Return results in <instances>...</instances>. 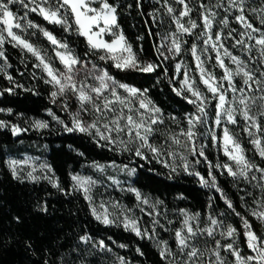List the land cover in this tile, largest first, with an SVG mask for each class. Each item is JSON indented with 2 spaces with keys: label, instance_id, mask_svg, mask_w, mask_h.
<instances>
[{
  "label": "snow or ice",
  "instance_id": "obj_1",
  "mask_svg": "<svg viewBox=\"0 0 264 264\" xmlns=\"http://www.w3.org/2000/svg\"><path fill=\"white\" fill-rule=\"evenodd\" d=\"M140 3L141 0H136L137 8ZM157 3L159 7L149 15L154 25H163L156 33L158 40L154 44L158 62L143 60L133 51L118 23L119 5L116 0H0V59H7L4 55L6 43L35 57L37 62L33 67L45 74L44 83L52 89L49 94L51 102L57 104L59 101L60 108L69 113L70 124L51 109L47 110V114L66 132L85 134L99 147L129 153L141 160L156 159L174 173L177 167H181L187 174L198 177L203 187L219 193L228 211H215L210 198L207 208L211 210L203 213V219L200 212L178 209V227L168 229L161 219L169 225L176 221L167 219V210L161 208L163 201L150 200L136 188L129 187L126 190L134 193L139 201L137 208L150 217L151 226L142 227L140 217L131 214L133 209L111 198L105 200L102 194H93L94 189L103 183L99 179L79 173L70 174L73 183L65 189L46 162L37 164L31 158L10 159L7 167L12 178L20 183L35 184L45 180L65 196L79 193L96 221L106 226L119 223L137 237L154 241L164 264H264V234L258 236L248 219L251 216L264 224V168L249 158L238 134L228 127L239 126L250 138L249 143L259 157L264 159V127L261 124L264 121V0H157ZM15 6L19 8L14 10ZM126 7L131 8L132 5ZM20 9H23L22 14ZM30 13L38 14L67 33L75 32L83 37L88 46L83 57L66 40L58 39L51 31L30 20ZM161 15L169 18L167 24ZM37 31L53 46L54 58L62 67H55L53 57L31 42L30 37L35 36ZM149 34H152L151 29ZM185 36L194 37L187 51L193 57L196 74L193 75L182 60H176L173 75L169 77L164 62L175 60L185 51L184 45L188 44ZM213 54L214 67L222 72L219 77L214 69L205 66L212 63ZM109 63L121 72L149 74L162 69L175 95L193 106L194 111L183 114L186 127H179L182 121L177 116H166L163 109L148 96L147 89L117 80L104 66ZM3 71L4 68L0 67V72ZM6 78L14 87L3 89L0 95L13 93L15 87L23 88V85L15 83L11 75ZM70 101L76 104L72 111H69ZM212 101H215V114L209 126L208 109ZM5 111L11 114L12 110L0 108V112ZM166 120L176 125L178 130H173ZM198 125L208 130L213 144H221L222 153L227 157L226 162L207 164V178L194 170L200 160L195 159L190 164L183 154L187 151L193 157H202L207 161L205 146H196ZM31 127L43 130L49 127V123L34 120ZM0 128H10L14 136L28 131L3 120H0ZM215 129L220 130V136L216 135ZM157 136L163 138L162 143H156ZM177 160L181 162L179 165ZM91 166L100 173H104L105 167H118L114 161L107 166L93 162ZM213 168L222 170L221 175L226 173L231 177L237 191L243 193L239 197L243 214L236 210L233 201L219 187ZM122 171L132 175L136 169L123 165ZM107 179L113 185L121 184L115 177L108 176ZM241 184L257 190V194L241 187ZM248 197L252 198L251 205ZM35 210L48 213L47 200H38ZM229 216L239 218L251 255L241 254L237 243L240 233L229 222ZM13 219L20 222L19 216ZM157 228L171 231L175 248L168 240L159 237ZM81 243L104 252L112 251L104 240L96 241L85 232L78 237L77 245L70 249L76 256L71 264H87V256L78 250ZM136 251L143 255L139 248ZM61 261L63 264L62 257ZM44 264L48 261L45 260ZM113 264L128 262L124 257L117 256Z\"/></svg>",
  "mask_w": 264,
  "mask_h": 264
},
{
  "label": "trees",
  "instance_id": "obj_2",
  "mask_svg": "<svg viewBox=\"0 0 264 264\" xmlns=\"http://www.w3.org/2000/svg\"><path fill=\"white\" fill-rule=\"evenodd\" d=\"M116 3L119 5L118 23L133 49L143 60L158 62L154 44L158 40L156 33L163 28V25H154L149 15L159 7L157 0H141L139 8L136 6V0H116ZM128 4L132 7L127 8ZM16 8L15 6L14 10ZM163 17L164 15H161L162 19ZM29 18L61 40H66L81 57L88 50L84 38L75 32L67 33L58 25L49 24L35 13H30ZM30 38L54 56L53 46L40 32L37 31L36 35ZM184 39L188 44L184 45L183 54L194 68L193 57L187 51L194 37L185 36ZM4 55L7 59H0L2 64L0 67L4 68V71L0 72V91L14 87L6 78L7 75H11L15 83L23 85V88L15 87L13 93L5 92L0 95V108L12 110L11 114L0 112V120L18 121L20 116H37L49 120L51 127L43 130L30 129L19 136H14L10 128H0V264H44L45 260L48 264H62L61 257L63 264H71L76 256L70 252V249L77 245L78 237L85 232L96 241L104 240L112 249L111 252H104L91 245L79 244V253L87 256V264H113L117 256L126 257L139 264H164L159 256V249L153 241L141 239L120 225L106 226L96 221L79 193L65 196L45 180L35 184L14 180L7 167L10 154L32 153L47 157L60 185L65 189L73 183L70 174L76 171L98 176L100 172L91 166L93 162L108 164L114 161L119 165L128 164L136 169L134 174L129 175L134 184L143 191L163 199L172 208L189 207L203 214L206 210H211L207 206L212 198L215 211H228L219 193L214 189L203 187L196 176L184 171L174 173L155 159L141 160L128 153H118L99 147L85 134L66 132L61 124L47 114V110L51 109L65 123L70 124L67 114L51 102L49 94L52 89L44 83L45 74L33 67L37 62L35 57L7 43L4 45ZM174 63V60L164 62L169 77L173 75ZM104 66L108 67L110 73L118 79L147 89L149 95L164 111L180 116L185 112L194 111L192 105L175 95L162 69L145 74L134 71L121 72L111 67L110 63ZM212 68L218 76L222 74L219 68H215L214 65ZM233 131L238 134L251 159L264 167V159L259 157L254 146L249 143L247 134L241 128ZM204 151L208 159L205 161L202 158L205 163L200 164L199 169L207 178L209 172L207 164L210 162L215 165V157L207 148H204ZM221 171L212 169L219 187L233 201L236 210L243 214L244 208L239 199L243 193L238 192L233 179L226 173L221 175ZM240 186L242 187L243 184ZM44 199L48 202V213L35 210L36 202ZM15 216L20 217L19 223L13 219ZM248 219L252 223L253 231L259 235L260 223L251 216ZM229 220L239 229L247 247L239 218L229 216ZM29 244L31 247H28ZM121 244L127 247H119ZM137 248L143 255L136 251Z\"/></svg>",
  "mask_w": 264,
  "mask_h": 264
},
{
  "label": "rangeland",
  "instance_id": "obj_3",
  "mask_svg": "<svg viewBox=\"0 0 264 264\" xmlns=\"http://www.w3.org/2000/svg\"><path fill=\"white\" fill-rule=\"evenodd\" d=\"M17 8H19V6H16ZM20 13L22 14L23 13V9H20ZM30 20H32L31 18H29ZM163 20L165 22V24H167L169 22V18L164 15L163 17ZM33 21V20H32ZM34 22V21H33ZM36 23V22H35ZM37 24V23H36ZM233 27H237V25H233ZM31 31V30H30ZM54 34V33H53ZM26 35V34H25ZM55 35V34H54ZM125 35V33H124ZM56 36V35H55ZM126 36V35H125ZM57 37V36H56ZM58 38V37H57ZM127 38V37H126ZM60 39V38H58ZM105 39H109V37L105 36ZM61 40V39H60ZM128 40V39H127ZM63 41V40H62ZM33 42V41H31ZM129 42V41H128ZM34 43V42H33ZM130 43V42H129ZM37 47L43 49L41 46H39L38 44L34 43ZM70 46V45H69ZM133 48V47H132ZM45 50V49H44ZM47 51V50H46ZM134 52H136L134 49H133ZM137 53V52H136ZM185 53V52H183ZM181 54L180 56L176 57L174 62H176V60H182L184 62L185 65L188 66L189 70L192 72L193 75H195V70H193L194 68L189 64V62L186 60V56L185 54ZM47 54L49 57H53V62H54V66L55 67H62L58 60H55L54 56L51 55L49 53V51H47ZM138 54V53H137ZM141 58V57H140ZM142 59V58H141ZM150 61V60H149ZM214 61H215V56L213 54V60H212V63H209V64H206L205 66L207 68H209L210 70L213 69L212 68V65H214ZM225 63L227 64L228 61L225 60ZM2 64H0L1 66ZM183 71V69H182ZM215 71V70H214ZM216 74V72H215ZM113 75V74H112ZM217 75V74H216ZM114 76V75H113ZM218 76V75H217ZM115 77V76H114ZM219 77V76H218ZM117 80H120L118 79L117 77H115ZM238 79V78H237ZM122 81V80H120ZM122 82H125V81H122ZM125 83H128V82H125ZM199 83V82H197ZM130 85H133L137 88H140L138 87L137 85H134L132 83H128ZM140 89H143V88H140ZM201 90H203V86H201ZM148 96L154 101L155 104L156 101L149 95L148 93ZM70 104H71V108L69 111H72L75 109L76 107V104H75V101H70ZM59 108V101L57 102L56 104ZM158 105V104H157ZM159 106V105H158ZM160 107V106H159ZM2 108V107H1ZM4 109V108H3ZM61 109V108H60ZM62 110V109H61ZM63 111V110H62ZM164 111V110H163ZM6 112V111H5ZM65 112V111H64ZM208 112H209V115H208V124L209 126H211L212 124V121H213V117H214V114H215V101H212L211 105L209 106V109H208ZM67 114V116L69 117V113L68 112H65ZM165 115H169V114H173L175 116H177L178 118L181 119L182 123L179 125V127H186V124L183 122V116H180L176 113H171V112H166L164 111ZM21 118L18 120V121H13V120H10V122L12 124H18L21 128H27L28 130L30 129H34L31 127L32 125V122L34 120H41V121H46L49 123V127H51V122L45 118H42V117H37V116H20ZM237 120L238 122H240L242 124V121H241V118L239 116H237ZM166 124L170 125V127L173 129V130H178L177 129V126L176 125H171V122L170 121H167L166 120ZM262 124V127H264V121L261 122ZM235 126V127H234ZM48 127V128H49ZM230 131L235 133V131H233V129H239L240 127L237 126V125H229L228 126ZM234 127V128H233ZM161 128H163V126H161ZM216 135L217 136H220L221 135V132L219 129H215L214 130ZM196 132H197V140H196V146L199 147L201 144H203L205 147L204 148H207L208 150L211 151V153H213L214 157H215V160H214V163L217 164V163H222V162H226L227 161V157H225L222 153V150H221V144L219 142H217L216 144H213L212 140H211V137L210 135L208 134V130L205 129L203 126H197V129H196ZM250 139V138H249ZM241 141V140H240ZM163 142V138L160 137V136H157L156 137V143L157 144H160ZM242 145L244 146L243 142L241 141ZM262 144H264V141H262ZM245 148V146H244ZM246 149V148H245ZM129 154V153H128ZM184 155H186L188 157V160L190 162V164L195 160V159H199L200 160V163L196 164L195 165V171H200L199 169V165L202 164V163H205V161L202 159V157H193L192 155H190L187 151H184L183 153ZM246 154L249 156L247 150H246ZM146 155H149L151 156V154L149 153H146ZM24 158H31L33 161H35L37 164H39L40 162H46L48 164L51 165L50 161L48 160L47 157L45 156H42V155H38V154H32V153H22V154H10L8 156V160L7 162L10 160V159H17V160H22ZM249 158H251L249 156ZM156 160V159H155ZM255 162V161H254ZM181 162L179 160L176 161V164L179 165ZM256 164H258L257 162H255ZM111 163H108V164H102V165H109ZM118 167L116 168H112V167H105V171L104 173H100L98 176H95V175H92V174H89L87 172H84V171H76L74 172L73 174L75 173H79L80 175L82 176H92L94 179H99L101 180L103 183L102 185L98 186L96 189H94V195H97V194H102V198L107 200L109 198H111L112 200H117V201H120V203L130 209H133V212L131 213L132 215L136 216V217H140V223H141V226H151L150 225V217H148L147 215H144L139 208H137V204L139 203V201L136 200V197L134 195V193L130 192V191H127L126 189L129 188V187H134L136 188L137 190H139L143 195L149 197L150 200H162L163 201V205H161V208H164L167 210V219H171V220H174L176 221V223H173V224H167L166 221L164 219H161V223L165 225V227H167L168 229H173V228H176L178 227V224H179V219L178 217L176 216V210L178 209H187L189 210L190 212H199V211H195L189 207H183V208H172L170 206H168L165 201L155 195H152L148 192H145L143 191L142 189H140L138 186H136L134 184V182L132 181V179L130 178L129 174L125 171H122V166L123 165H119V164H116ZM124 165H128V164H124ZM260 167L264 168L263 166H261L260 164H258ZM52 167V165H51ZM129 168H132L130 166H128ZM171 170L170 167H167ZM53 169V167H52ZM54 171V169H53ZM177 171H184L181 167H177ZM176 171V172H177ZM185 172V171H184ZM55 173V171H54ZM37 175H39V173H36ZM201 175H203L201 173ZM259 175V174H257ZM56 176V174H55ZM108 176H112V177H115L116 179L120 180L121 181V184L119 186H116V185H113L111 183L110 180L107 179ZM57 178V176H56ZM242 187H245L247 188L248 190L252 191L255 194H257V190L255 189H251L249 186L247 185H243ZM123 189V190H122ZM248 203L251 205L252 204V198L251 197H248ZM142 207H145L147 208V206H142ZM201 213V212H200ZM202 214V213H201ZM202 219H203V214H202ZM230 222V220H229ZM259 222V221H258ZM231 223V222H230ZM260 223V222H259ZM117 225H119V223H117ZM234 226V225H233ZM260 226H261V232H259V235L258 236H261V234H264V224H261L260 223ZM235 227V226H234ZM238 232L240 233L239 229L237 228ZM157 233L159 235V237L161 239H166L169 241V244L175 248V241L174 239L172 238V234H171V231H163L161 230L160 228H157ZM154 242V241H153ZM155 243V242H154ZM237 243L240 247V250H241V254L242 255H251L252 253L250 252V250L245 246L244 244V241H243V238H242V235L240 233L239 235V238L237 240ZM156 245V244H155ZM223 255V253H222ZM123 257V256H121ZM126 259V261L128 262V264H139V263H135L133 262L131 259H128L126 257H124Z\"/></svg>",
  "mask_w": 264,
  "mask_h": 264
}]
</instances>
